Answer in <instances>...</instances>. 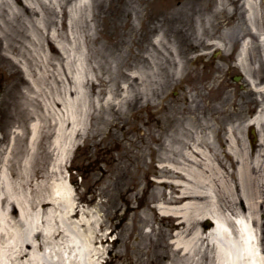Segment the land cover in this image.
I'll use <instances>...</instances> for the list:
<instances>
[{"label": "rangeland", "instance_id": "374dc122", "mask_svg": "<svg viewBox=\"0 0 264 264\" xmlns=\"http://www.w3.org/2000/svg\"><path fill=\"white\" fill-rule=\"evenodd\" d=\"M8 1L12 0H0V5ZM222 1L102 0L96 4L91 25L100 45L106 46L99 61L102 68L112 65L119 81L122 70L132 76L131 103L118 112L108 104L109 84L94 79L93 103L77 145L64 165V181L74 198L69 204H76L79 212L74 223H89L99 235L94 248L101 264H171L168 243L173 241L174 232L168 215L160 212L167 197L180 194L176 184L165 182L179 179L171 168L201 166L202 170L211 165L237 174L236 158L229 150L230 135L236 137L238 153L243 151L252 159L264 149L258 129L248 126L261 109L262 97L239 64L242 45L250 41L247 53L251 76L257 88L264 89V47L252 32L242 1ZM260 4L263 15L259 24L264 33V0ZM225 6L231 10L229 14L222 11ZM8 19L5 16L0 23V248L12 253L10 247L17 245V232L23 227L13 201L30 204L21 215L30 224L27 237H32L31 225L37 223L33 220L39 211L37 199L48 193L54 182L50 174L57 162L54 146L60 137L54 127L49 135L39 138L28 181L22 180L23 188L9 193L4 176L8 174L14 182L18 179L16 162L23 164L29 159L28 127L33 119L23 124L17 116L22 101L14 86L24 82L25 71L17 61L22 60L18 52L7 46L21 48L28 41L24 28L13 20L5 23ZM221 42L223 47L216 44ZM20 88L21 93H27L28 86ZM63 108L60 103L53 110L61 112ZM210 138L215 141L212 154H218L217 159L208 155ZM188 153L193 158L189 159ZM252 176L258 183L260 174L255 170ZM228 179L234 185L235 180ZM209 190V196L195 199L197 208L189 212L192 226L202 230L213 226L203 216L217 205L224 211L244 206L238 196L229 197L222 188ZM235 193L239 194L236 189ZM42 223L40 227L47 228ZM86 228L68 229L64 245L68 264L78 263V245L83 243L85 253L91 246L86 241L91 235L84 231ZM80 234H84V240ZM37 240L43 247L41 254H45L42 234ZM47 251L50 257L51 248ZM10 253L5 261L16 264V257ZM19 261L32 263L28 257ZM202 262L208 264L207 257Z\"/></svg>", "mask_w": 264, "mask_h": 264}, {"label": "bare ground", "instance_id": "6f19581e", "mask_svg": "<svg viewBox=\"0 0 264 264\" xmlns=\"http://www.w3.org/2000/svg\"><path fill=\"white\" fill-rule=\"evenodd\" d=\"M241 1L252 32L256 34L264 47V33L259 24V17L263 15L261 0ZM100 2L102 0H22V3L18 5L12 0L6 5L3 3L0 5L2 9L0 23H4L6 16L9 19L5 20V23L16 21L26 31L27 46L22 44L19 48L8 44L7 48L18 52L22 60L17 59V61L24 65L25 71L24 82L20 81L14 86L17 97L22 101L18 103L19 122L24 124L33 119L28 127L29 159H24L26 161L23 164L22 161L16 162L18 179L14 182L8 174L4 176V183L9 187V193H12L15 188H23L22 180L28 181L34 168L31 165L34 160L32 155L36 154L35 146L39 138L41 139L42 135H49V129L54 127L60 137L54 146L57 162L50 174L54 182L49 187V192L40 195L37 199L36 205L39 211L33 220V222L37 220V223L31 225L33 239L30 236L27 237L30 224L21 215L24 208L26 206L28 208L30 204L13 201L20 213V225L23 224V227L21 232H17L19 235L17 245L10 247L14 250L12 253L0 248L1 264H9L7 260L5 261L7 253L16 257V264L20 262L19 258L23 257H28L31 264H68L64 246L68 229L80 231L85 226L87 228L84 231L91 233L86 238L91 246L85 253L86 248L83 243L78 245L80 259L77 264H101L99 253L94 248V241L98 240L99 235L89 223L81 221L74 223L73 218L79 212L76 204L72 206L69 204L74 198L68 184L64 181V165L68 163L70 153L77 145L78 136L84 130L85 120L93 103L91 88H95L94 79L100 80L102 85L109 84L108 104L117 107L118 112L123 110L125 104L131 103L132 76L122 70V79L119 81L114 67L110 65V67L102 68L99 61L106 46L100 45L101 42L94 32L90 18L94 15L96 4ZM219 2L223 4L222 0ZM222 11L229 14L231 10L225 6ZM217 15L216 12L212 17L215 18ZM212 17L209 21L213 20ZM28 30L33 34L29 35ZM1 31L0 24V35ZM34 37H37L36 41L33 40ZM157 43L159 46L162 45L160 40H157ZM216 44L224 46L222 42ZM248 45L250 41H245L242 45L239 64L251 82V86L262 97L261 109L248 122V126L258 129L261 137L260 147L263 148L264 89L257 88V83L251 76ZM22 85L28 86L26 94L20 92ZM60 103L64 106L63 110L54 111L55 105ZM229 146L230 152L236 158L237 174L223 172L221 167L211 165L202 170L199 169L201 166L196 169L172 167L173 174L179 179L165 180V182L176 184L178 187L176 190L180 192L177 196L171 194L167 197L164 202L166 206L160 208L163 215H168V222L174 232L173 241L168 243L172 252L168 254L171 256V264H203V257H207L208 264H264V149L257 151L253 159L250 154L243 151L238 153L234 135L229 136ZM215 148V141L210 138L208 155L212 157L216 155L215 159H217L218 154H212ZM195 149L203 153L198 147ZM188 158H193L192 153H188ZM255 170L261 177V179L258 177V183L253 181L252 175ZM183 178L184 181L181 180ZM228 178L235 180L234 185ZM185 181H191V183ZM215 186L220 190L222 188L229 197L237 198L238 196L241 202H244V206L234 211H224L217 205V208L206 212L203 216L204 221L213 223L211 228L202 230L200 227H193L189 220V212L197 208L198 202L195 199L209 196L207 189H210V192ZM11 198L13 199V196ZM68 208H71L70 212ZM178 219L180 222L173 224ZM41 222L47 228L40 227ZM39 234H42L45 240V254L40 252L43 247L37 240ZM83 235L80 234L82 238ZM73 242L76 241L73 240ZM49 248L52 251L50 257L47 253ZM155 253L157 258L161 257L158 250ZM198 256L200 258H196ZM26 263L28 262H22V264Z\"/></svg>", "mask_w": 264, "mask_h": 264}, {"label": "flooded vegetation", "instance_id": "af4514ba", "mask_svg": "<svg viewBox=\"0 0 264 264\" xmlns=\"http://www.w3.org/2000/svg\"><path fill=\"white\" fill-rule=\"evenodd\" d=\"M263 1V0H262ZM243 36H244V34H243ZM243 38V37H242ZM237 44H239V43H237ZM234 46H235V42H234Z\"/></svg>", "mask_w": 264, "mask_h": 264}]
</instances>
